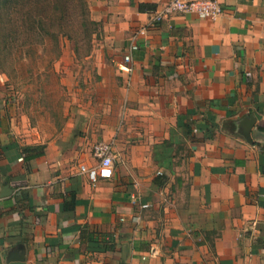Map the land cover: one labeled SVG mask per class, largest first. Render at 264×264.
<instances>
[{
	"label": "crops",
	"instance_id": "crops-1",
	"mask_svg": "<svg viewBox=\"0 0 264 264\" xmlns=\"http://www.w3.org/2000/svg\"><path fill=\"white\" fill-rule=\"evenodd\" d=\"M168 1L88 0L113 76L99 113L73 110L54 136L19 125L0 98V264H264V0L150 26ZM100 141L114 175L93 183L82 166ZM38 144L25 161L22 146ZM85 227L114 249L82 242Z\"/></svg>",
	"mask_w": 264,
	"mask_h": 264
},
{
	"label": "rangeland",
	"instance_id": "rangeland-1",
	"mask_svg": "<svg viewBox=\"0 0 264 264\" xmlns=\"http://www.w3.org/2000/svg\"><path fill=\"white\" fill-rule=\"evenodd\" d=\"M87 4L94 19L88 0ZM80 21L74 17L71 25V29L79 33L80 55H76L74 43L65 40L63 55L48 67V59L42 57L36 66L25 60L10 62L11 75L0 71V98L11 107L19 125L38 126L55 136L73 119V110L78 109L76 114L82 109L99 113L101 107L111 104L106 100V92L111 91L109 83L113 76L100 62L104 59L108 64L111 59L101 50L104 43L102 23L98 21L100 25L88 51Z\"/></svg>",
	"mask_w": 264,
	"mask_h": 264
},
{
	"label": "trees",
	"instance_id": "trees-1",
	"mask_svg": "<svg viewBox=\"0 0 264 264\" xmlns=\"http://www.w3.org/2000/svg\"><path fill=\"white\" fill-rule=\"evenodd\" d=\"M139 8L143 10L145 5L140 4ZM74 17L81 19L83 41L89 45V51L100 23L91 18L87 0H0V71L11 75L10 62L25 60L36 66L42 57L48 59V67L63 55L65 40L72 41L76 55H80L79 33L71 29ZM22 152L25 161H32L45 153V145H24ZM82 232V242L96 245L100 251L115 247L110 234L100 236L87 227Z\"/></svg>",
	"mask_w": 264,
	"mask_h": 264
},
{
	"label": "built area",
	"instance_id": "built-area-1",
	"mask_svg": "<svg viewBox=\"0 0 264 264\" xmlns=\"http://www.w3.org/2000/svg\"><path fill=\"white\" fill-rule=\"evenodd\" d=\"M223 12V8L217 0H169L161 9L157 10L151 17L150 26L161 23L169 16L182 14H196L205 19H216ZM140 34L146 33V28L139 31ZM135 39V36H134ZM139 48L138 43L131 44L130 52L124 57L120 69L126 73L133 72V52ZM93 156L97 162L89 167L82 166V170L88 173L89 179L96 183L101 178L109 179L114 175L115 153L111 142L100 141L93 146ZM132 201L141 208H147L148 204L141 202L138 196L133 195ZM146 257H144L145 259Z\"/></svg>",
	"mask_w": 264,
	"mask_h": 264
},
{
	"label": "water",
	"instance_id": "water-1",
	"mask_svg": "<svg viewBox=\"0 0 264 264\" xmlns=\"http://www.w3.org/2000/svg\"><path fill=\"white\" fill-rule=\"evenodd\" d=\"M255 121H256L255 117L250 116L248 118H245L241 123V125H244V129L241 132L249 140L251 138V136H250L251 129H252ZM8 189H9V187H8ZM10 264H26V262H25L23 255H20V256L16 257L15 259H12Z\"/></svg>",
	"mask_w": 264,
	"mask_h": 264
}]
</instances>
